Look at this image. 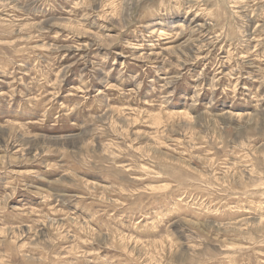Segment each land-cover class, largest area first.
Wrapping results in <instances>:
<instances>
[{
	"label": "rangeland",
	"instance_id": "374dc122",
	"mask_svg": "<svg viewBox=\"0 0 264 264\" xmlns=\"http://www.w3.org/2000/svg\"><path fill=\"white\" fill-rule=\"evenodd\" d=\"M264 0H0V264H264Z\"/></svg>",
	"mask_w": 264,
	"mask_h": 264
},
{
	"label": "bare ground",
	"instance_id": "6f19581e",
	"mask_svg": "<svg viewBox=\"0 0 264 264\" xmlns=\"http://www.w3.org/2000/svg\"><path fill=\"white\" fill-rule=\"evenodd\" d=\"M260 220L263 221L264 220V216Z\"/></svg>",
	"mask_w": 264,
	"mask_h": 264
}]
</instances>
